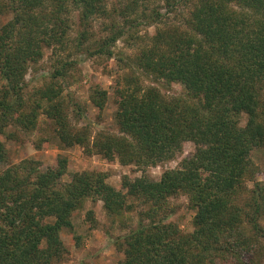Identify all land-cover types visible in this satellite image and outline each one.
Segmentation results:
<instances>
[{"label": "trees", "instance_id": "1", "mask_svg": "<svg viewBox=\"0 0 264 264\" xmlns=\"http://www.w3.org/2000/svg\"><path fill=\"white\" fill-rule=\"evenodd\" d=\"M119 1L130 9L148 0ZM105 2L0 0V12L6 8L13 12L12 20L0 29V73L7 82L0 92V136L10 127L21 129L22 124L36 128V111L30 115L23 111V73L27 60L41 55L42 44L63 43L69 23L65 9L69 5L77 9L81 26L77 41L83 44L91 20L106 14ZM198 3L189 22L191 34L158 32L140 60L147 78L153 77L157 84L182 85L186 98L166 100L158 88L122 89L115 113L118 135L101 131L92 136L86 129L75 132L60 106L52 104L58 92L47 88L41 92L62 149L80 146L88 155L144 170L173 160L187 142L194 145L193 154L158 181L146 174L135 179L126 176L117 189L102 172L76 173L63 183L68 160L62 155L47 167L29 159L14 165L0 142V264L61 260L65 253L61 232L72 228V215L86 200L102 202L111 217L127 210V199L133 197L149 209L141 212L145 220L124 236L125 259L119 264L264 260V185H256L249 208L253 215H244L255 235L252 240L238 228V208L228 200L248 173L252 150L264 148V0ZM115 41L116 37L105 40L95 53L110 55L109 45ZM60 74L57 71L52 78ZM106 96L97 92L92 98L98 109H103ZM242 116L247 118L244 127L239 125ZM6 136L21 144L15 132ZM47 147L46 140L35 148L45 152ZM180 192L189 196L195 211L191 235H182L177 226L158 218L167 200Z\"/></svg>", "mask_w": 264, "mask_h": 264}, {"label": "rangeland", "instance_id": "2", "mask_svg": "<svg viewBox=\"0 0 264 264\" xmlns=\"http://www.w3.org/2000/svg\"><path fill=\"white\" fill-rule=\"evenodd\" d=\"M125 4L119 0H106V14L91 20L87 39L83 44H78L77 41L78 33L81 32L79 13L69 5L65 9L67 13L63 12L65 18L69 17V23H65L63 43L56 46L42 44L41 55L27 60L20 95L23 98L24 114L30 115L36 111L37 119L33 122L36 128L22 124L21 129H6L7 134L15 132L21 140L20 145L8 141L7 134L0 136V142L5 144L12 164L18 165L29 159L39 161L47 167L53 164L56 157L62 155L68 160L63 183H69L71 176L76 173L102 172L107 174V182L110 185L120 189L123 177L135 179L146 174L150 179L158 181L164 172L178 169L181 161L193 154L195 147L187 142L173 160L144 170L135 164L125 166L118 160L111 162L99 155H88L80 146L62 149L58 143L54 121L45 114L49 103L42 98L41 92L46 88L58 92L52 104L60 106L61 115L66 117L71 128L75 132L89 130L92 136L101 131L118 135L115 113L122 89L158 88L166 100L187 97L184 87L180 84H157L152 81L153 77L147 78L140 68H143L140 60L142 53L153 45L152 39L158 32L177 30L191 34L192 26L189 22L196 5L199 4L198 0H189L184 4L179 0H148L130 9ZM12 18V10L3 9L0 12V29ZM112 37H116V41L109 45L110 55L95 53L99 44ZM57 71L61 74L52 78ZM6 84L0 73V92L6 88ZM97 92L107 94L101 110L92 100L97 96ZM49 96L53 94L48 93ZM246 122V116H242L239 125L244 127ZM25 124L28 126V121ZM46 140V151L36 150L35 147ZM248 166V173L231 192L228 200L229 204L238 208V213L235 214L238 228L252 240L255 235L246 223L244 215H253L249 208L252 207L256 185H264V148L252 150ZM126 203L127 210L120 216L110 217L102 202L86 200L83 208L73 213L72 228L63 229L61 232L65 247L62 259L53 260L51 264L122 262L125 259L122 246H126L124 236L134 231L141 221L145 220L141 212L149 209V205H143L135 197L128 198ZM194 217L195 211L189 196L180 192L167 200L158 218L177 226L182 235H191L195 231ZM261 224L264 226V219ZM254 263L264 264V260Z\"/></svg>", "mask_w": 264, "mask_h": 264}]
</instances>
